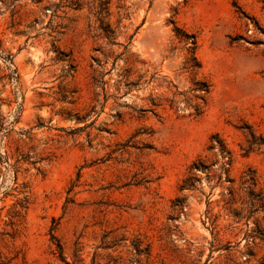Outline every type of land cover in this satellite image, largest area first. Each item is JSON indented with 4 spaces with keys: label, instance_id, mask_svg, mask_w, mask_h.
<instances>
[{
    "label": "rangeland",
    "instance_id": "1",
    "mask_svg": "<svg viewBox=\"0 0 264 264\" xmlns=\"http://www.w3.org/2000/svg\"><path fill=\"white\" fill-rule=\"evenodd\" d=\"M244 123L264 0H0V264H264Z\"/></svg>",
    "mask_w": 264,
    "mask_h": 264
},
{
    "label": "trees",
    "instance_id": "2",
    "mask_svg": "<svg viewBox=\"0 0 264 264\" xmlns=\"http://www.w3.org/2000/svg\"><path fill=\"white\" fill-rule=\"evenodd\" d=\"M194 45H196L195 42ZM241 130H243L246 138L245 146L242 148L245 156L264 148V135H258L253 127L248 123H244ZM211 149H214V147H211ZM205 169H207V166L202 161L195 162L190 169V176L183 182L180 191L184 192L193 190L195 188V179L197 178L198 171H204ZM244 185H246L249 194L254 196L255 194L253 190L257 186L255 176H253L250 180L245 181ZM183 204V199L177 200L176 205H179L182 208Z\"/></svg>",
    "mask_w": 264,
    "mask_h": 264
}]
</instances>
